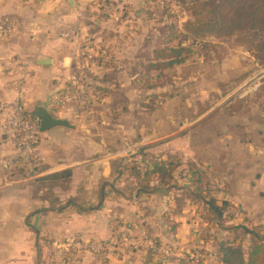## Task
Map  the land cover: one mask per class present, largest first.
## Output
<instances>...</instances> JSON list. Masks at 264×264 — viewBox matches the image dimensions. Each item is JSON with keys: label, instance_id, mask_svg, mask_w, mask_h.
<instances>
[{"label": "crops", "instance_id": "0c3cea01", "mask_svg": "<svg viewBox=\"0 0 264 264\" xmlns=\"http://www.w3.org/2000/svg\"><path fill=\"white\" fill-rule=\"evenodd\" d=\"M142 2L0 0V101L19 99L35 116L43 104L72 125L38 133L40 161L34 167L4 168L1 162L19 159L20 149L0 116V264H184L176 255L162 260L149 250L125 251L108 261L57 250L70 239L107 242L116 230L135 234L140 228L156 243L184 251L201 243L205 264H220V244L233 236L234 226H264L259 107L221 100L213 75L206 96L202 89L197 95L204 106L188 99V115L168 133L134 122L141 111L139 85L160 71L151 67L158 46L140 43ZM44 57L51 63H36ZM71 79L92 97L89 112L80 113L73 103L52 104L53 94ZM142 133L149 139L139 138ZM124 141L154 159L177 156L179 171L170 180L178 187L161 189L154 175L148 191L139 189L121 164L130 159L118 150ZM131 158L141 170L152 167L146 157ZM62 171L68 176L47 178ZM210 198L227 204L222 215H213ZM35 209L41 210L29 215Z\"/></svg>", "mask_w": 264, "mask_h": 264}, {"label": "rangeland", "instance_id": "374dc122", "mask_svg": "<svg viewBox=\"0 0 264 264\" xmlns=\"http://www.w3.org/2000/svg\"><path fill=\"white\" fill-rule=\"evenodd\" d=\"M142 1L143 20L141 21V27L143 34L140 43L154 47L163 41L165 34L174 31V29H177V31L181 30L182 23L187 19V12L182 6L183 2L188 3L193 0ZM251 37L235 34L221 37L207 36L203 40H195L188 37L185 43L191 45L192 51L185 58L182 65L166 69V71L162 69L158 71L156 78L153 77L155 79L152 82L147 81L149 83H146L145 81L139 85L142 98L138 108L141 111L134 115V122H138L148 130L157 128L161 134L168 133V129L180 124L181 119L188 115V99L193 106L197 107L196 104L204 106V103L197 95L202 89L205 91L201 93L204 92L206 96L208 93L207 83L213 75H216L220 81V85L216 88V93H220L221 100L230 99L232 105L240 104L241 100H245L248 107H259L253 105L252 96L259 87L264 86V48L260 51L249 49L250 43L248 40ZM252 38L254 43H258L261 37L253 36ZM145 71L147 72L146 69ZM198 97L201 101L200 103L199 101L196 103ZM262 100H264V96H262ZM140 136L145 140L149 139L146 133L138 135L139 138ZM124 142L125 146L131 143L130 141ZM124 147L118 150H122ZM113 150V152H116L115 149ZM138 151L147 159L149 158L148 156L154 158L141 148ZM120 153L124 158H135L134 154ZM165 161L168 160L165 159ZM170 161L175 165L173 171H179V168L177 169L179 158L173 155ZM145 169L150 170L148 166H145ZM172 172L167 176L155 174L159 183H154L155 186L161 189L165 187L176 189L177 182L170 180ZM64 185L65 183L62 184V187ZM78 242L81 245H83L81 242L105 243L106 245L104 250L97 251L90 249L88 246L89 249L80 248L79 245H76ZM66 243L59 245L57 250L61 249V252L66 253L71 250L83 251L94 255L101 261L111 260L112 257L113 259L119 258L124 253L117 250V254L108 256V252L113 254L112 251L106 248L111 245L110 241L102 242L94 239L76 238L70 239ZM193 246L187 251H191ZM180 261L184 263L182 259Z\"/></svg>", "mask_w": 264, "mask_h": 264}, {"label": "trees", "instance_id": "16d2710c", "mask_svg": "<svg viewBox=\"0 0 264 264\" xmlns=\"http://www.w3.org/2000/svg\"><path fill=\"white\" fill-rule=\"evenodd\" d=\"M187 19L182 23L181 30L165 34L163 41L154 50L151 67L156 70L169 69L182 63L191 53V45L185 43L188 37L203 40L207 36L221 37L243 35L260 36L258 43L248 40L249 49L260 51L264 48V0H193L183 2ZM264 86L254 92V104L264 112ZM130 158V157H129ZM129 175L136 179V186L142 191H148L149 182L155 173L169 175L174 168L170 160L148 158L152 167L141 170L132 158L123 159ZM178 164V163H177ZM120 165V164H119ZM68 176V171L48 175L47 178ZM213 215H222L226 203L222 205L208 199ZM35 209L29 215L39 212ZM233 236L220 244L218 261L220 264H264V226L260 224L241 223L232 229Z\"/></svg>", "mask_w": 264, "mask_h": 264}, {"label": "built area", "instance_id": "2783aa9c", "mask_svg": "<svg viewBox=\"0 0 264 264\" xmlns=\"http://www.w3.org/2000/svg\"><path fill=\"white\" fill-rule=\"evenodd\" d=\"M68 87L58 91L52 96V104L56 107H64L69 103L77 106L80 113L89 112L90 99L81 85L75 79ZM0 116L3 124L13 130L12 141L20 149V158L14 161L3 160L1 166L4 168L25 167L26 165L34 167L40 161L38 152V126L37 116L26 113L24 103L15 99L13 101H0ZM125 146V145H124ZM139 146L136 144H126L121 152L127 154H134L138 161L145 159L138 150ZM111 245L107 250L112 251L113 254L108 252L109 255L117 254L116 251L121 252L132 250H149L154 252L162 260L176 255L182 259L185 264H205L206 251L201 243H196L191 251L182 248H175L167 244L156 243L148 237L147 231L144 229L138 230L133 234L125 230H116L114 237L111 239ZM80 248L104 250L105 243H83L79 244ZM83 246V247H82ZM89 248H88V247ZM107 253V252H106Z\"/></svg>", "mask_w": 264, "mask_h": 264}, {"label": "water", "instance_id": "95a60500", "mask_svg": "<svg viewBox=\"0 0 264 264\" xmlns=\"http://www.w3.org/2000/svg\"><path fill=\"white\" fill-rule=\"evenodd\" d=\"M36 63L38 64H50L51 60L47 57L38 58ZM37 113V126L39 132H45L51 128L58 126L72 127V125L64 118L55 117L52 113L46 108L45 105L39 104L36 107Z\"/></svg>", "mask_w": 264, "mask_h": 264}]
</instances>
